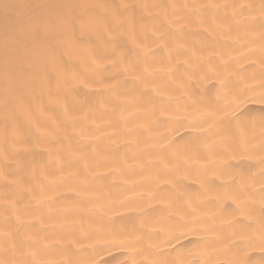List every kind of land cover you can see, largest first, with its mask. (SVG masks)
<instances>
[{
	"label": "bare ground",
	"instance_id": "bare-ground-1",
	"mask_svg": "<svg viewBox=\"0 0 264 264\" xmlns=\"http://www.w3.org/2000/svg\"><path fill=\"white\" fill-rule=\"evenodd\" d=\"M11 2L110 8L67 44L0 10V264H264V0Z\"/></svg>",
	"mask_w": 264,
	"mask_h": 264
},
{
	"label": "snow or ice",
	"instance_id": "snow-or-ice-1",
	"mask_svg": "<svg viewBox=\"0 0 264 264\" xmlns=\"http://www.w3.org/2000/svg\"><path fill=\"white\" fill-rule=\"evenodd\" d=\"M43 10L39 13H33L29 15L27 21H24V15L26 14V9L28 5H21L12 3L11 0H3V3H0V10H2L6 15L16 14L21 21V30L31 34L33 39L39 40L43 37H54L56 38L57 43L67 44L72 40L73 34L77 28L81 31H85L88 28L89 24V16L99 13L96 11L98 9H107L110 8L108 5H95V6H87V5H77V6H66L69 9L73 7L81 9L79 12L67 11V12H55L50 5H41ZM129 5H121L120 10L126 12L129 8ZM115 15H122L121 11H117ZM14 34L8 35L6 34L2 40H0V48L3 50V57L5 67H8L9 59L14 54H18V49L13 47ZM45 50V61L46 62H55V49L51 40L49 43L43 45ZM113 54H115V46H113ZM264 88V85L261 86ZM248 89H244L238 92L231 94V98L227 99V102L224 104L222 112L223 115L220 118V123L224 124L227 122L228 126L235 124L236 126H240L244 124V122L248 119L246 116V109H242L241 105L244 104L245 100L249 97L246 95ZM257 99L260 102L264 103V91H261ZM7 88L5 95V103L7 104ZM175 238V237H173ZM242 242V241H241ZM171 243V239L168 241ZM264 243V241H262ZM114 247H120V244H113ZM175 250V249H173ZM251 260V257L248 258ZM92 264H110L109 261H93ZM117 264H127V261L117 262ZM143 264V262H141ZM163 264H167V262H163ZM230 264H240L239 261H232ZM245 264H248L246 261Z\"/></svg>",
	"mask_w": 264,
	"mask_h": 264
}]
</instances>
